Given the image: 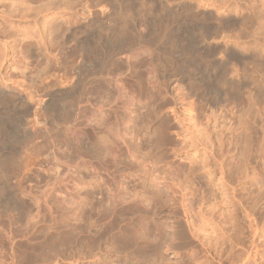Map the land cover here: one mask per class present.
I'll return each instance as SVG.
<instances>
[{
	"label": "rangeland",
	"instance_id": "obj_1",
	"mask_svg": "<svg viewBox=\"0 0 264 264\" xmlns=\"http://www.w3.org/2000/svg\"><path fill=\"white\" fill-rule=\"evenodd\" d=\"M181 1L0 0V264H264V0Z\"/></svg>",
	"mask_w": 264,
	"mask_h": 264
},
{
	"label": "bare ground",
	"instance_id": "obj_2",
	"mask_svg": "<svg viewBox=\"0 0 264 264\" xmlns=\"http://www.w3.org/2000/svg\"><path fill=\"white\" fill-rule=\"evenodd\" d=\"M175 2H176V0H175ZM176 3H177V4H175V5H176L175 8L178 10V9L180 8V6H181V7L183 6V3H184V2H182L181 0H180V2H179V0H178V2H176ZM186 3H187V2H186ZM173 5H174V4H173ZM175 5H174V6H175ZM164 6H165V5H164ZM184 6H185V5H184ZM185 7H186V6H185ZM145 8H146V7H145ZM168 8H169V7H168ZM168 8H167V9H168ZM175 8H174V9H175ZM165 9H166V8H165ZM171 9H173V8H171ZM174 9H173V10H174ZM180 9H181V8H180ZM183 9H184V7H183ZM186 9H187V8H186ZM173 10H172V12H174ZM177 10H175V12H176ZM184 10H185V9H184ZM147 11H149V10H148V7H147L145 10L143 9V14L148 13ZM160 11H161L162 14L160 13V17H159V18H160L163 22L171 23V24H172L174 21L177 20L175 15H177L178 12H176V14H174V17H170V14L168 13L169 11H167V12H166V15H167V13L169 14V15H168V16H169V19H168V16H165V10H164V8H163V12H162V9H161ZM182 11H183V10H182ZM175 12H174V13H175ZM183 12H184V11H183ZM188 12H189V11H188ZM170 13H171V10H170ZM179 13H180V11H179ZM148 14H149V13H148ZM171 14H172V13H171ZM127 15H128V14H127ZM182 15H183V14H182ZM129 16H130V15H129ZM171 16H172V15H171ZM184 16H185V15H184ZM186 16L189 17L188 15H186ZM122 17H123V18H122L123 21H125V20H129V19H132L131 17L129 18V17L126 16V15H124V16H122ZM178 17H179V16H178ZM190 17L192 18L191 15H190ZM185 19H186V18H185ZM188 19H189V18H188ZM188 19H186V20H188ZM186 20H185V21H186ZM191 20H194V19H191ZM121 21H122V20H121ZM132 21H133V20H132ZM158 21H159V20H158ZM189 21H190V20H189ZM80 22H81V21H80ZM82 22L85 23L84 20H83ZM76 23H77V22H76ZM76 23H75V24H76ZM86 23H88V22H86ZM123 23H124V22H123ZM158 23H159V22H158ZM78 24H79V26L81 25V23H79V21H78ZM82 24H83V23H82ZM125 24H126V23H125ZM171 24H170V25H171ZM84 25H85V24H84ZM82 26H83V25H82ZM159 26H160V25H159ZM162 26H163V25H162ZM167 27H168V25H166L165 27L163 26V29L166 30ZM168 30H169V29H168ZM166 34H167V33H166ZM163 35H164V34H163ZM220 64H221V63H220ZM222 65H223V64H222ZM202 67H204V66H202ZM202 67H199V68H202ZM215 70H216V69H215ZM215 70H213V71H215ZM207 71H208V70H206V67H205L204 69L202 68V70H201L200 73H199V74L201 75V80H200V81L203 82V85L206 84L205 82L210 81V80H209V76H210L211 74H210L209 71H208L209 73H207ZM214 73H215V72H214ZM199 74H198V75H199ZM207 74H210V75H207ZM200 75H199V76H200ZM213 75H215V74H213ZM225 75H226V74H225ZM225 75H222V76H225ZM211 78H212V76L210 77V79H211ZM215 78H216V77L214 76V79H215ZM218 78H219V77H218ZM212 79H213V78H212ZM212 79H211V80H212ZM220 79H222V78H219V80H220ZM224 79H226V78H224ZM213 81H215V80H212V83H213ZM217 81H218V80H217ZM215 82H216V81H215ZM225 82H227V81H225ZM228 82H229V81H228ZM228 82H227V83H228ZM204 83H205V84H204ZM219 83H222V84H223L224 81H223V82L219 81V82L215 83V85H217V84L219 85ZM192 84H193V83H192ZM225 84H226V83H225ZM225 84H224V86H226ZM188 85H189V84H188ZM188 85H187V86H188ZM218 85H217V88H218ZM189 86H191V83H190ZM193 86H194V85H192V87H193ZM200 86H202V83H201ZM222 86H223V85H222ZM222 86H220V87H222ZM202 87H203V86H202ZM207 87H208V86H207ZM207 87H206V88H207ZM215 87H216V86H214L213 88H215ZM217 88H215V90L212 89V90H213V93H214V92H217V93H218V91L221 93V91L219 90L220 88L218 89V91H216ZM188 89H190V87H189ZM200 89H201V87H200ZM221 90H222V88H221ZM199 92H200L199 95H201L200 97L204 100V96H205V95H204L205 93H203L204 91L200 90ZM208 92H209V88H208ZM208 92H207V93H208ZM222 93H223V92H222ZM222 93H221V94H222ZM1 94H2V92H1ZM218 94H219V93H218ZM218 94H217V95L214 94V96L217 97ZM223 94H224V93H223ZM228 94H229V93H228ZM228 94H227V95H228ZM203 95H204V96H203ZM211 95H212V94H211ZM230 95H231V94H230ZM0 96L3 97V95H0ZM220 96H221V95H220ZM228 96H229V95H228ZM231 96H232V95H231ZM205 97H206V96H205ZM209 97H210V96H209ZM221 97H222V96H221ZM225 97H226V96H225ZM229 97H230V96H229ZM23 98H25V97H23ZM216 99H217V98H216ZM218 99H219V97H218ZM224 99H225V98H224ZM224 99H223V101H224ZM228 99H229V98H228ZM22 100H23V99H22ZM206 101H207V100H206ZM218 101H219V100H218ZM221 101H222V100H221ZM14 102H15V101H14ZM212 102H213V101H212ZM225 102H226V100H225ZM20 103H21V102H20ZM220 103H221V102H220ZM17 104H18V103H17ZM259 150H260V152L262 151L263 154H264V139H261V141H260V148H259ZM151 171H152V170H151ZM151 171H150V173H151ZM221 173H222V179H225L226 176L224 175L223 172H221ZM152 174H153V172H152ZM153 175H154V174H153ZM151 176H152V175H151ZM154 177H155V176H153V178H154ZM229 177H230V178L232 177V175H231L230 173H229ZM192 178H193V177H192ZM152 182H154V180H152ZM153 184H154V183H153ZM155 186H156V184H155ZM242 209H243V208H242ZM236 211H237V210H236ZM246 213H247V212H246ZM249 213H250V212H248V214H246L247 219H249V218L251 217V216H250L251 214L249 215ZM247 221H248V220H247ZM235 222L237 223V220H236ZM234 225H235V224H234ZM235 227H236V225H235ZM250 228L253 229L252 226H250ZM254 231H255V229L252 230V232H254ZM253 234H254V233H253ZM230 238H231V237H230ZM229 240H230V239H229ZM238 243H239V241H238ZM253 243H254V242H253ZM242 244H243V243H242ZM242 244H241V245H242ZM222 245H223V244H222ZM237 245H239V244H237ZM253 246H254V244H253ZM256 246H257V244H256ZM222 252H223V251H222ZM222 252H221V253H222ZM224 252H225V251H224ZM228 252H229V251H227V248H226V253L228 254ZM231 253H232V252H231ZM247 254H248V252H247ZM232 255H233V254H232ZM232 255H230V253H229V256H232ZM229 256H228V257H229ZM238 256L240 257V255H238ZM238 256H235V258H234V256H232V257H230V258H231L232 260L237 261L236 258H238ZM253 256H254V255H253ZM250 257H251V256L248 255V257H246L245 260L243 259L244 262L247 260V261H248V264L255 263V261H254V260H255L254 257H253L252 259H251ZM255 257H256V255H255ZM240 258L242 259V257H240ZM228 259H229V258H228ZM231 259L228 261V260H227V256H226V260H227L229 263H230V262H234V261H231ZM253 259H254V260H253ZM247 261H246V263H247ZM237 262L239 263V261H237ZM240 262H241V261H240ZM242 263H243V262H242ZM246 263H244V264H246ZM224 264H225V262H224ZM226 264H227V263H226ZM232 264H233V263H232ZM234 264H235V263H234ZM236 264H237V263H236Z\"/></svg>",
	"mask_w": 264,
	"mask_h": 264
}]
</instances>
